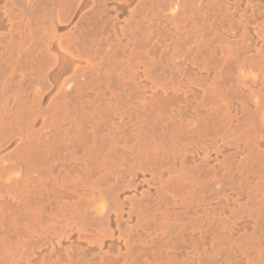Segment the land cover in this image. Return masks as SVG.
<instances>
[{"label": "bare ground", "instance_id": "obj_1", "mask_svg": "<svg viewBox=\"0 0 264 264\" xmlns=\"http://www.w3.org/2000/svg\"><path fill=\"white\" fill-rule=\"evenodd\" d=\"M0 264H264V0H0Z\"/></svg>", "mask_w": 264, "mask_h": 264}]
</instances>
